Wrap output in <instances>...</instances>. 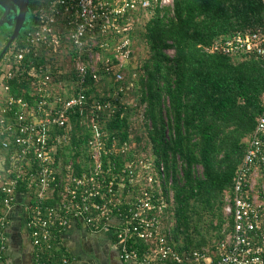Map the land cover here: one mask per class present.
Instances as JSON below:
<instances>
[{
    "label": "built area",
    "instance_id": "obj_1",
    "mask_svg": "<svg viewBox=\"0 0 264 264\" xmlns=\"http://www.w3.org/2000/svg\"><path fill=\"white\" fill-rule=\"evenodd\" d=\"M155 2L173 7V0H44L35 10L15 61L20 62L30 47L55 51L67 42L75 79L72 93L50 96L47 85L52 71L47 64L40 65L33 74L39 99L30 105L8 92L12 68L1 78L5 103L0 108V264H6L1 258L5 213L19 185L30 198L26 225L34 264H52L60 250L57 237L71 218L81 219L93 230L114 229L121 258L137 264H264V96L225 197L224 214L231 218V229L214 249L194 250L187 256L168 237L165 220L173 200L172 176L162 162L155 165L130 141L120 142L100 130L97 118L103 108L113 107L109 100L86 104L88 74L96 82L99 72L124 81L122 70L132 53L131 20L139 14L151 15ZM114 38L118 40L110 49ZM207 50L227 55L252 52L264 58V29L238 30L216 39ZM75 109L89 132L77 158L78 170L59 155L68 136L58 129L70 128L69 113ZM137 240L147 245L142 252L135 246ZM67 263L63 254L60 264Z\"/></svg>",
    "mask_w": 264,
    "mask_h": 264
},
{
    "label": "trees",
    "instance_id": "obj_2",
    "mask_svg": "<svg viewBox=\"0 0 264 264\" xmlns=\"http://www.w3.org/2000/svg\"><path fill=\"white\" fill-rule=\"evenodd\" d=\"M43 4L44 0L29 1L28 19L14 41L16 52L25 46L24 35L33 24L35 10ZM135 18L139 20L137 29L130 31V36L143 43L146 51L133 80L138 103L128 107L115 102L109 119L104 120V113L99 112L98 125L120 142H129L130 110L140 113L141 134L148 143L140 149L155 165L162 162L173 179V200L165 220L170 241L185 256L202 248L214 249L231 229V218L223 216L222 210L246 150L243 139L252 133L261 112L264 58L252 52H209L207 47L238 30L262 31L264 0H173L172 8L155 2L149 18ZM9 37L0 49V60L8 50ZM44 61L43 52L30 47L12 68L13 76L6 81L8 92L30 105L36 102L39 93L30 82L36 80L32 74ZM95 83L88 74L87 105L109 100L98 95ZM68 124L69 129H58L68 136L59 155L78 170L77 158L89 132L77 109L69 113ZM140 141L135 136L130 142ZM18 191L26 188L19 185ZM135 246L140 252L147 248L141 240ZM61 252H55L54 257L60 258ZM52 264H57L54 258Z\"/></svg>",
    "mask_w": 264,
    "mask_h": 264
},
{
    "label": "rangeland",
    "instance_id": "obj_3",
    "mask_svg": "<svg viewBox=\"0 0 264 264\" xmlns=\"http://www.w3.org/2000/svg\"><path fill=\"white\" fill-rule=\"evenodd\" d=\"M29 14V12H28ZM28 14L27 18L28 19ZM150 14H139L138 19L143 20L149 18ZM5 21V20H4ZM139 20H136L134 17L133 20H131V31H135L137 29L136 23ZM26 22V21H25ZM24 22V24H25ZM8 24V23H7ZM5 22L0 23V49L3 47L4 42L9 37V33L12 30V24L7 25ZM23 30V29H22ZM135 33V32H134ZM130 36V35H129ZM131 38L132 41V53L129 60L125 61L124 69L122 70L124 72V81L116 82L112 75L111 76H105L100 75V79L95 83V88L97 89L98 95L100 97H105L109 99L110 104L113 106L115 102L125 104L128 107H135L137 105L138 95L137 91L133 88V80L136 79L137 73H138V67L141 62V60L145 57V48L143 43H140L136 39ZM136 38V37H135ZM118 38L112 39L110 44H108V47L113 46L114 42L117 41ZM15 42L13 41V45L8 47L7 52L4 54L3 58L0 60V108L5 103V91L2 87V81L1 78L4 75V73L9 69L13 68L14 64H18L15 61V58L13 57L16 53L15 51ZM109 51V50H106ZM37 52H43L45 64L50 68L52 71L51 73V80L48 82L47 85V93L50 96H56V95H68L69 93H72L73 89V60L71 58L72 51L70 47L68 46L67 42H64L63 45L58 47L55 51L47 48H37ZM171 52V51H170ZM37 76H34L32 74V78H36ZM33 79L30 82L31 88H34V82ZM124 85L126 88H124ZM128 87V88H127ZM122 90L123 93L120 96V94L117 93L118 90ZM112 107L109 108H103V112L105 113L104 120H107L110 118ZM133 110V109H132ZM130 110V133L128 135L129 140L131 141L134 139V137L140 138V143L136 142L134 145L141 146L139 148L136 147L137 150L142 151L141 149H144L147 147L148 143L145 140V137L141 134L142 128H141V120L142 117L139 114H136V111ZM135 112V114H134ZM244 141L246 140L243 139ZM133 144V142H131ZM132 145V146H134ZM145 145V146H144ZM134 148V147H133ZM141 148V149H140ZM134 152L135 148H134ZM138 153V152H136ZM144 152H141V154H144ZM200 169V167H199ZM222 215L224 214V209L222 210ZM228 224H223V227L227 226ZM31 238V237H30Z\"/></svg>",
    "mask_w": 264,
    "mask_h": 264
},
{
    "label": "crops",
    "instance_id": "obj_4",
    "mask_svg": "<svg viewBox=\"0 0 264 264\" xmlns=\"http://www.w3.org/2000/svg\"><path fill=\"white\" fill-rule=\"evenodd\" d=\"M29 199L26 191H17L11 208L5 213L1 258L6 264H34V247L26 225ZM57 244L68 258L67 264H137L134 259L121 258L114 229L93 230L81 219H70L68 226L60 231ZM54 259L60 264L58 256Z\"/></svg>",
    "mask_w": 264,
    "mask_h": 264
},
{
    "label": "water",
    "instance_id": "obj_5",
    "mask_svg": "<svg viewBox=\"0 0 264 264\" xmlns=\"http://www.w3.org/2000/svg\"><path fill=\"white\" fill-rule=\"evenodd\" d=\"M29 1L30 0H0V8L2 11L0 23L3 21L13 26L10 37L5 44V48H8L13 41L19 38L29 12ZM3 52L4 50L2 53Z\"/></svg>",
    "mask_w": 264,
    "mask_h": 264
},
{
    "label": "flooded vegetation",
    "instance_id": "obj_6",
    "mask_svg": "<svg viewBox=\"0 0 264 264\" xmlns=\"http://www.w3.org/2000/svg\"><path fill=\"white\" fill-rule=\"evenodd\" d=\"M1 15V14H0Z\"/></svg>",
    "mask_w": 264,
    "mask_h": 264
}]
</instances>
